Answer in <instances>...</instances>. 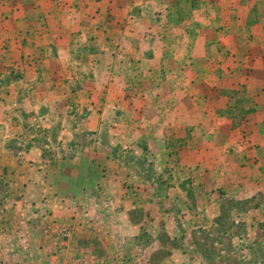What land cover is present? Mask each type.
I'll return each instance as SVG.
<instances>
[{
    "label": "crops",
    "instance_id": "crops-1",
    "mask_svg": "<svg viewBox=\"0 0 264 264\" xmlns=\"http://www.w3.org/2000/svg\"><path fill=\"white\" fill-rule=\"evenodd\" d=\"M166 2L181 0H0V264H203L187 236L214 230L223 201L246 231L229 254L264 264V0H199L164 17L181 46L140 47L160 29L147 3ZM242 85L252 113L236 95L233 126ZM201 165L208 178L181 173Z\"/></svg>",
    "mask_w": 264,
    "mask_h": 264
},
{
    "label": "rangeland",
    "instance_id": "rangeland-1",
    "mask_svg": "<svg viewBox=\"0 0 264 264\" xmlns=\"http://www.w3.org/2000/svg\"><path fill=\"white\" fill-rule=\"evenodd\" d=\"M184 1L185 2H183V0H181V2H178V4H180V5L178 6V4H177L176 5L177 7H175V8L170 7V5L168 6V4H167L168 2H166V4L164 6L161 3H156V5L153 8H152L150 3H147L148 4V13H149L148 17H150V20L154 21V22L150 23L151 27L154 29V27L156 25H158V26H160V29L156 28L157 29L156 30L157 31V35L156 36L152 35L151 38H147L148 39L147 42H146V39L142 40L143 42H142V45L140 47L145 48L147 44H151L152 46H153V44H155V45H157V47H160V48H164L165 46L168 45V46H171L170 48L177 49L179 46H181L180 45L181 44V39H179V35L178 34L175 35V33H174V36L171 37V39L168 38L167 39V43H166V42H164V40L163 41L161 40V35H162L161 31H164L163 29H164V26H165V24L167 22V21L166 22L164 21V17H166V20H167V14L168 13L171 15V18L173 16H175V14H177V13L185 14L186 20L187 19L189 20V18H191V19L193 18L192 17L193 14H194L193 11H198V9H196V6L193 5V4L198 2L199 0H192L193 2H190V0H184ZM181 3H182V6H181ZM205 3H207V2H205ZM143 4H146V3H143ZM243 4H245V3L241 2L240 6L243 5ZM261 4H264V2L260 3V4L259 3L256 4L255 7L258 6V5L261 6ZM208 5H205L204 8H208ZM251 5L252 4L248 5V6H250V8L248 10H251ZM138 9H141V8H138ZM110 11L107 10V16H110V15L121 16V14H123V12L120 13V11H116V12H110ZM133 12H134V9H133ZM245 12H246V9L242 8L241 11H240V13H242L241 16H243V13H245ZM109 13H111V14H109ZM199 15L195 16L194 18L199 19L198 18ZM171 23L172 22H170L168 24H171ZM160 24H162V25H160ZM176 32H179V31H176ZM105 41H107V40H105ZM111 42H112V40H111ZM0 45H1V43H0ZM184 45L187 47V50H190V48L192 46L191 45V40L190 41H187V40L184 41ZM151 50H152V48H151ZM146 55L147 54L145 53V55L143 57H141L142 59L139 60L140 68L143 67V69H146L148 64L153 63V61L148 57V55L147 56ZM232 57L236 58V60H238V58L240 56L239 57L232 56ZM67 58L68 57H66L65 59H67ZM73 58H74V56H71V59L69 60V62H73ZM259 58H260V56L257 55V54L252 55V56L249 55V58H247V60H248V65L247 66H249V67L247 68L246 75L251 74L250 71L252 72L253 70H255V69H253V67H255V66H257V64H259L258 63ZM106 61H110V58H107L105 56V57H103V62H106ZM187 61H189V59ZM239 62H241V61H239ZM84 63H87V59L84 60ZM196 64H199V65H195V67L199 70L200 74L203 75V73H204L203 72L204 71L203 70V66L204 65H202V63L201 64L200 63H196ZM250 64H251V67H250ZM126 65L129 68V64H126ZM156 65H157V63H156ZM255 72L256 71H253V75L254 76H250L249 81H250L251 78H254L255 80L258 79L257 75H259V73L257 72V74H256ZM237 74H240V72H238ZM99 76H101V74H99ZM99 76L91 74L90 75V77H91L90 80H93L94 78L97 79V78H99ZM157 76L159 77L160 74L157 73ZM246 80H248V77H246ZM73 91H74V93H76V88H73ZM230 92H233L232 98H234V99L231 98L230 102L228 103V109L230 110L231 123L234 126L236 124H241V120H242L241 116L237 115V114H240L242 112L240 107H241V104H243V103H240L239 101L247 100V103H248V104H246L247 109L245 108L244 105H243L244 106L243 109H244V111H248V114H250V113H252V105H251V101H252L251 98L252 97L251 96H253V95H252V92L249 90V94H248L247 97L250 96L251 98L248 99L246 97L247 99H245V98L243 99V97L247 95L244 85H242L239 89H234V91H230ZM244 93H246V94L242 95ZM236 95H238V97H240L241 100H239V98L236 97ZM122 107H123V109H121V110L125 111L123 113V115H125V113L129 110V104L126 102V103L122 104ZM44 110H45L44 107H42L40 109V111H44ZM119 112H120V110L117 108V110L114 113L116 115V117H118ZM202 119L206 120L204 117H202ZM121 120L123 121L121 123V128L123 130L121 132V135L126 137V134H130V130H128L130 124L132 126H134V124H133L132 121H129L130 119H129V116L127 114H126V116H123ZM126 128H127V130H126V133H125L124 130ZM246 136L247 135L245 134L244 138ZM248 136H250V134H248ZM202 137H203L204 140H206V138H209V136L206 135V134H204V136H202ZM128 138H129V135H128ZM127 141H128V143H127ZM129 142L130 141L126 139V140H122V142L119 144L120 147L121 146L123 147V149L120 148V153L123 152V157L125 159H127V160L131 159L130 153H127L125 151L127 146H129ZM249 142H250V139H249ZM176 158H177V152H175L174 159H176ZM204 162H206V164L208 165L209 158L207 160L205 159ZM207 168H209V167H206V166H203V165L197 167V170H193L192 168H185V170L181 171V173L182 174L186 173V175H188V176H192L193 174H196V175L200 174V176H202L203 178H208L207 174H205V173H207ZM206 185H208V184H206ZM219 194H225V196L228 195L227 192L221 193L220 191L218 192V195ZM230 206H231L230 202L223 201L222 208L219 211L220 212L219 214H221V215H219L218 226L214 230L202 232L200 235L194 234L193 232H189L190 234H188V236H187V237H189V239H188L189 242H191V245L189 244L190 247H187V249L191 248L192 251L194 249L196 254H201V256L205 257L206 258V261H205L206 263H203V264H253L252 262L247 263V262H245L243 260L239 261L237 255H235V254L234 255H230L229 254V251L231 253H238V252L241 251V249L243 248L242 246L244 245V243H241L240 238H241L242 234H244V233L246 234L245 230L239 228L238 225H235L236 222H235V220L233 218V213L231 214L232 211L230 210ZM159 234H161V233H159ZM254 236L257 239L263 238V236H261L258 232H256V235H254ZM210 237L212 238V240L210 239ZM214 238L217 239L216 242L218 243V246L215 247V246L212 245V247H211V249L209 251V248H208L209 246L208 245H209L210 242L213 241ZM165 240H166L165 237H163V241H165ZM197 240H199L198 242L201 244V246L199 244V247L196 250V245H198ZM203 245H206L207 248H208L206 252L203 249ZM194 251H193V253H194ZM254 251L257 253V256H259V259H264V247H260V246L256 247V246H254ZM240 255H242V254H240ZM225 256H229V257H226L227 259L223 260L222 262H218L217 261L219 257L223 258ZM239 258H241V257H239Z\"/></svg>",
    "mask_w": 264,
    "mask_h": 264
}]
</instances>
